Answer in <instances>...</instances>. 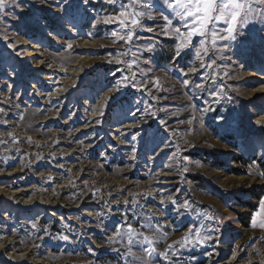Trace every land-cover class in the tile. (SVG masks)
I'll use <instances>...</instances> for the list:
<instances>
[{"label": "rangeland", "instance_id": "1", "mask_svg": "<svg viewBox=\"0 0 264 264\" xmlns=\"http://www.w3.org/2000/svg\"><path fill=\"white\" fill-rule=\"evenodd\" d=\"M23 3L24 12L6 9L19 19L0 16V33L17 44L14 51L0 40V264H167L158 255L148 257L143 251L148 245L139 242L153 238L156 253L170 244L179 249L175 242L202 220L219 229L211 231L214 239L203 247L179 249L173 260L221 264L232 251L241 263L264 264V229L250 226L261 200L249 194L264 189L259 175L264 172V92L259 90L264 80L255 79L264 78V24L248 26L223 53L210 51L213 58L225 59L208 69L195 59L200 38L173 60L176 41L160 34L163 17L170 15L163 0H150L146 11L153 19L141 22L155 31L137 30L141 39L132 46L112 43L117 24L93 27L98 16L118 14V5L69 0L61 13L62 0ZM173 26H179L175 18ZM149 44L153 51L146 50ZM31 47L59 71L37 79ZM128 47V54L120 56ZM133 52L139 57L135 82L160 77L167 91H157L150 82L147 87L166 99L154 101L131 86L114 90L130 76L127 65L115 60L135 59ZM77 61L81 64L73 73ZM56 86H65L68 95L58 99L52 91ZM208 107L213 111L205 112ZM219 116L225 119L218 121ZM160 120L177 134L165 131ZM120 126L130 128L117 135ZM185 200L193 206L191 215L179 207ZM245 204H255L256 210ZM205 215L220 220H204ZM149 221L153 227H144ZM62 235L69 240H60Z\"/></svg>", "mask_w": 264, "mask_h": 264}, {"label": "snow or ice", "instance_id": "2", "mask_svg": "<svg viewBox=\"0 0 264 264\" xmlns=\"http://www.w3.org/2000/svg\"><path fill=\"white\" fill-rule=\"evenodd\" d=\"M33 2H35V0H33ZM89 2L90 0H83L84 4H88ZM103 2L109 5H118L120 11L115 15H105L103 17L98 16L93 22V27L99 24H117L118 30L111 33V36L114 38L112 40L113 44L122 41V46H132L135 41H139L141 39V37L137 35V30H146L150 33L155 31L152 27L144 29L141 22V18L146 16L148 19H153L151 14L146 11L151 7L150 0H127V3H121V0H103ZM40 3L47 5L48 0H40ZM163 4L168 10H170V15H165L163 17L166 21V25L161 30L160 34L165 37L175 39L176 44L173 49V60L180 57L186 50H190V46L195 47L193 44L194 40L196 38H200L198 41L199 47L196 48L194 52L195 59L200 62V68L213 69L214 66L219 67V65H217V59H225V57L217 55L216 58H213L209 55L210 51L217 54L223 53L224 50L230 48L232 43L236 42L239 37L246 34L248 26L257 22L264 24V0H163ZM65 5H69V0H62V3L58 5V11L63 13L66 10ZM8 8L18 9L20 12L25 11L23 0H0V16H9L13 20L19 19L14 11H6ZM173 18L179 21V26H173ZM0 40H3L7 44L8 48L14 51L16 50L17 44L10 42V37L6 33H0ZM221 41L224 42L223 45L218 46ZM72 47V44H68V48ZM130 50L131 48L128 47L124 52L119 53V55L126 56ZM146 50L153 51V45L149 44ZM16 54L19 55L20 53L17 52ZM132 55L135 59L115 60L117 64L127 65L130 76H123L122 80L117 82L114 90L119 91L122 87L131 86L137 91H147L154 101L166 99L164 97L152 95L151 89L147 87V84L150 82L154 87H156L157 91H167V89H163V86L160 83V77H153L151 81L135 82L137 72L133 71V69L138 67L139 57L135 52H133ZM205 57H208V62H205ZM109 62L112 61L110 60ZM190 71L192 73H196L198 69L193 67ZM140 74L144 75L143 69H140ZM182 74L187 76L188 72H183ZM218 75L219 73H216V75L211 77L213 82H215L216 76ZM228 75L229 74L227 72L224 73V76ZM220 78L223 79V77ZM182 83L184 86H187L189 84V80L184 79ZM196 87L202 88L204 86L197 84ZM210 95L216 97L217 92L212 91L210 92ZM111 99V96L106 97L105 105ZM0 111H3V109H0ZM204 111L210 112L213 111V109L208 107L205 108ZM101 114H103V112H101ZM150 115L155 118V113H151ZM173 115H178V113H174ZM224 119V116L217 117L218 121H222ZM180 123L183 122L180 121ZM189 123H191V121H189ZM160 124L165 127V131H172L173 134H177L176 129L170 130L167 127L166 121L160 120ZM257 124L259 125L260 122L258 121ZM8 135L11 136L12 133H9ZM135 138L136 137L133 136V139ZM0 143H3V141H0ZM193 146L194 145H189V147ZM199 166L200 165L197 164V167ZM164 167L168 168L170 165L166 164ZM183 171L187 172L189 169L184 167ZM259 175L264 178V172H260ZM168 199L172 204L177 203L172 197H169ZM124 203L127 205L129 201H125ZM132 203L136 204L137 201L133 199ZM161 203H163V201H161ZM179 207L183 208L189 215H191V211L189 210L194 211L192 204H190L187 200H185L182 205H179ZM203 219H215L218 222L220 217L205 215ZM143 226L147 228L153 227L150 221ZM250 226L253 228L259 227L260 229H264V199H261L260 211L253 215ZM33 227L35 228L36 225L33 224ZM159 231V227H156V232ZM211 231H219V229L209 228L202 220L200 221L199 226H196L195 223L190 225L188 232L181 238L180 241L175 243L179 244V249L203 247L209 241L214 239V237L210 234ZM116 235H121L119 225L117 226ZM126 235L128 237V243L131 245L133 243L134 235L131 227H129ZM59 239L68 241L69 237L67 235H62ZM215 239L218 240L219 238L216 237ZM139 243L141 246L144 244L148 245L147 248H143V251L148 257L158 255L161 259L166 261L167 264H180L179 260L172 259V257H177L179 253V249H174L173 245L170 244L165 251L156 253V249L153 246V238L145 236ZM112 250L116 251L115 249ZM89 251H91V249H89ZM127 254L133 255L131 251ZM236 256L237 254L234 253L233 258L235 259Z\"/></svg>", "mask_w": 264, "mask_h": 264}, {"label": "bare ground", "instance_id": "3", "mask_svg": "<svg viewBox=\"0 0 264 264\" xmlns=\"http://www.w3.org/2000/svg\"><path fill=\"white\" fill-rule=\"evenodd\" d=\"M46 37L48 38H50L51 36L50 35H46ZM54 39V38H53ZM31 49H33V51H28V54H29V56H31V57H33L35 60H34V67H32V69L34 70V71H36V72H39V76H38V78L37 79H39V80H42L43 79V76H44V74H45V72H57V71H59V70H57V69H55V66H53L51 63H49V62H46L45 60H42V59H38V58H41V56L39 55V54H37L36 52H34V50H37V48L36 47H31ZM80 64H81V61H77L74 65H73V69L71 70V71H73V73H76V69H78L79 68V66H80ZM255 79L259 82V81H262V80H264V78L262 77V76H259V77H255ZM31 87H33V85H30ZM261 86V85H260ZM259 86V87H260ZM259 90L261 91V92H264V87H260L259 88ZM53 91V95L54 96H57L58 97V99L59 98H62V97H65V96H67L68 94V91L66 90V87L64 86V87H57L56 86V88L54 89V90H52ZM257 93H259V92H257ZM46 96V95H45ZM51 96V95H50ZM119 126V125H118ZM92 127V126H91ZM128 128H130V127H126V128H124V127H122V126H120L119 127V130H116V132H117V135H122V134H120L121 133V131L122 130H124V129H128ZM82 131H85V130H82ZM1 173H0V177H1ZM163 177H164V175H163ZM0 180H1V178H0ZM159 181V180H158ZM162 181V180H161ZM157 184H160V183H157ZM161 184H164V183H161ZM23 190V189H22ZM26 192V191H25ZM22 193V192H21ZM163 193V192H162ZM159 195V194H158ZM19 196V195H18ZM85 204V206L87 207V206H89V205H91V204H93V203H91V202H85L84 203ZM84 204H83V206H84ZM73 209V208H72ZM74 210H76V209H73L72 211H74ZM69 211H71V210H69ZM88 228V227H87ZM235 252H229L228 253V256H227V260L226 261H224V262H222L221 264H236V263H241V262H239L238 260H237V258H233V254H234ZM238 256V255H237ZM236 256V257H237ZM32 263L33 264H46V263H44V262H41V260H32ZM241 264H249V262H245V263H241Z\"/></svg>", "mask_w": 264, "mask_h": 264}, {"label": "trees", "instance_id": "4", "mask_svg": "<svg viewBox=\"0 0 264 264\" xmlns=\"http://www.w3.org/2000/svg\"><path fill=\"white\" fill-rule=\"evenodd\" d=\"M264 171V169H263ZM250 198L253 199L254 201H260L261 198L264 196V189L259 190L258 192H250ZM247 210L254 212L256 210V205H250V204H245L244 206Z\"/></svg>", "mask_w": 264, "mask_h": 264}]
</instances>
